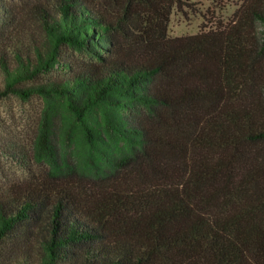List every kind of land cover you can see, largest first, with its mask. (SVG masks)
Instances as JSON below:
<instances>
[{"label": "trees", "instance_id": "trees-1", "mask_svg": "<svg viewBox=\"0 0 264 264\" xmlns=\"http://www.w3.org/2000/svg\"><path fill=\"white\" fill-rule=\"evenodd\" d=\"M186 1L0 0V99H44L46 165L0 194V264H264V0L171 35Z\"/></svg>", "mask_w": 264, "mask_h": 264}, {"label": "rangeland", "instance_id": "rangeland-1", "mask_svg": "<svg viewBox=\"0 0 264 264\" xmlns=\"http://www.w3.org/2000/svg\"><path fill=\"white\" fill-rule=\"evenodd\" d=\"M3 2L12 11L22 13L25 10L26 0ZM241 2L242 0H187L181 7L173 9L169 32L171 35L195 33L201 24L208 23L213 17L228 21ZM258 30L261 32V24H258ZM44 107L45 101L38 95L25 100L14 95L0 99V194L14 183L29 180L32 172L45 170L44 162L35 159L33 147ZM51 116L59 132L69 125L77 133L73 117L60 101L54 103ZM55 136L59 140V134ZM13 150L27 158L26 162L16 158L12 154ZM20 151L26 152L25 155Z\"/></svg>", "mask_w": 264, "mask_h": 264}]
</instances>
